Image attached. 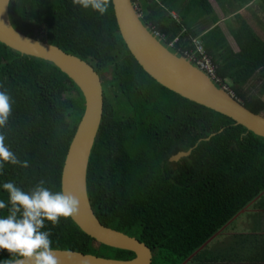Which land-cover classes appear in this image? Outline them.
<instances>
[{"label": "trees", "instance_id": "obj_1", "mask_svg": "<svg viewBox=\"0 0 264 264\" xmlns=\"http://www.w3.org/2000/svg\"><path fill=\"white\" fill-rule=\"evenodd\" d=\"M131 1L143 11L145 25L168 40L178 37L179 48H192L191 39L200 37L223 83L247 108L264 115V39L240 13L235 16L240 25L230 29L233 50L217 15L210 16L214 26L197 35L182 16L170 14L171 0ZM231 1L244 5L252 0ZM187 4L189 9L200 5L202 13L213 10L208 0ZM9 16L19 31L60 46L98 72L103 114L87 167L88 196L101 223L149 246L152 264H192L189 259L264 192V137L146 73L119 33L111 0L104 15L72 0H11ZM250 80L258 82L253 96L244 90ZM0 86L14 101L0 131L20 160L29 163L27 168L5 165L0 199L8 201L2 187L8 181L29 191L44 180L52 191H61L64 159L84 110L80 89L53 63L2 42ZM188 149L187 156L169 159ZM5 215L7 209L0 210V217ZM45 223L53 248L101 255V247L112 258L134 256L98 242L95 246L71 217L56 226ZM15 259L0 250V264Z\"/></svg>", "mask_w": 264, "mask_h": 264}, {"label": "water", "instance_id": "obj_2", "mask_svg": "<svg viewBox=\"0 0 264 264\" xmlns=\"http://www.w3.org/2000/svg\"><path fill=\"white\" fill-rule=\"evenodd\" d=\"M0 0V42L22 54L47 60L57 66L80 89L84 110L69 143L61 172V191L80 201L75 224L96 242L133 252L128 259L105 257L73 249L53 248L58 264H152V251L143 241L104 225L95 215L87 191V167L103 114V87L94 67L60 46L29 36L11 23L9 3ZM119 33L142 69L164 87L191 101L222 113L254 134L264 137V115L215 84L184 56L170 50L156 38L131 0H111ZM178 151L169 159L187 156Z\"/></svg>", "mask_w": 264, "mask_h": 264}, {"label": "clouds", "instance_id": "obj_3", "mask_svg": "<svg viewBox=\"0 0 264 264\" xmlns=\"http://www.w3.org/2000/svg\"><path fill=\"white\" fill-rule=\"evenodd\" d=\"M72 2L85 10L91 9L104 15L110 0ZM13 103L7 89L0 90V129L7 126L13 112ZM6 164L29 167L28 161L20 160L6 143V135L0 131V174ZM2 187L8 194V201L6 203L0 199V210L7 209V215L0 217V250H6L16 257L6 264H58L51 232L43 230L45 222L56 226L61 218L76 216L80 209L79 199L71 193L52 191L45 186L44 180L29 191H24L12 181L5 182Z\"/></svg>", "mask_w": 264, "mask_h": 264}, {"label": "crops", "instance_id": "obj_4", "mask_svg": "<svg viewBox=\"0 0 264 264\" xmlns=\"http://www.w3.org/2000/svg\"><path fill=\"white\" fill-rule=\"evenodd\" d=\"M187 1L171 0L170 14L178 19L182 16L197 35L208 30L205 28L197 32L202 27L200 25L211 21V15L219 17V24L220 19L229 18L233 14L236 16L248 4H235L231 0H208L213 10L202 13L200 5L189 9ZM238 215L189 259L192 264H264V192Z\"/></svg>", "mask_w": 264, "mask_h": 264}, {"label": "rangeland", "instance_id": "obj_5", "mask_svg": "<svg viewBox=\"0 0 264 264\" xmlns=\"http://www.w3.org/2000/svg\"><path fill=\"white\" fill-rule=\"evenodd\" d=\"M245 6H246V8H245ZM200 12H202V11H200ZM240 13H241V17L247 21V23L253 28V30L256 32V34L260 38L264 39V6H262L261 1L260 0H253V1L248 2V4L244 5L243 9H241ZM141 14L143 15V11L140 12V15ZM218 25L221 28V30L223 31V33H225V35L227 36V41L231 45L232 49L237 50V46L235 45L232 34L230 32L231 28H236L240 25V22L237 21L235 15L233 14V16H231L229 18L220 19ZM200 26H202V27L197 30L198 33L201 30H204L205 28H207V29L212 28L214 26V23L212 21H208V23L206 25H200ZM38 36L41 37L42 35H38ZM257 87H258V82L250 80L244 88L246 95H248V96L255 95L257 92ZM236 217L237 216H235L234 218H236ZM238 225H240V222L238 223ZM94 245L97 246L98 243L95 242ZM97 252L99 254L105 256V257L111 256V252L109 250H106V249L101 248V247H99V249H97Z\"/></svg>", "mask_w": 264, "mask_h": 264}, {"label": "built area", "instance_id": "obj_6", "mask_svg": "<svg viewBox=\"0 0 264 264\" xmlns=\"http://www.w3.org/2000/svg\"><path fill=\"white\" fill-rule=\"evenodd\" d=\"M149 29L151 30L153 35L161 42H163L170 50H176L174 52L184 56L193 65L205 72L215 84L234 95L229 86L226 83H223L222 79L216 74L215 66L212 63L210 56L206 52L200 37H194L191 39L193 46L192 48L181 49L177 46L178 37L168 40L163 33L159 32L153 27H149Z\"/></svg>", "mask_w": 264, "mask_h": 264}]
</instances>
